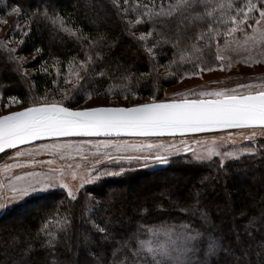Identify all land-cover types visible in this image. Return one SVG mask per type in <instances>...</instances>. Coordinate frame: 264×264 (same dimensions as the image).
<instances>
[{"label":"trees","instance_id":"1","mask_svg":"<svg viewBox=\"0 0 264 264\" xmlns=\"http://www.w3.org/2000/svg\"><path fill=\"white\" fill-rule=\"evenodd\" d=\"M119 3L121 8H128L127 13L119 11L113 0H0V16L9 14L14 5H19L23 12L22 16L19 15L20 21L25 26L30 25V30L26 27L23 30L27 35L17 38L23 43H19L15 53H8L0 41V96L4 102L9 96H15L21 104L29 107L36 97L47 94L50 101L53 97L60 101L61 92H67L70 98L63 100L65 106L82 107L88 98L74 87L76 80L70 75L72 69L68 62L84 60L87 54L95 56L96 51L104 54L103 62L97 60V70L103 67L106 76L94 77L91 81L85 76V80L80 82L81 85L86 84L88 90H94L91 97L125 99L127 95L128 100L140 101L152 100L155 96L160 101L163 92L178 83L183 73L194 71L191 63L179 60V54L192 42L190 37L194 38L196 27L187 26V19L181 23V18L177 16H158L136 25L133 30L137 37L141 32L151 30L153 34L148 43L160 41L153 49L154 57L150 59L140 42L126 31V20H135L142 8L137 7V0H128V4L119 0ZM152 3L153 0H139L141 6H151ZM155 3L157 6L163 3L167 7L169 0H155ZM38 9L41 12L47 9L49 17L56 14L63 17L69 28L79 30L78 35L99 40V47L90 49L88 40L61 30L58 21L53 23L51 19L34 15ZM196 10L202 11V6L197 5ZM201 27L206 28V24ZM178 30L179 43L176 47L171 42H164L165 39L174 42ZM237 35L240 36L239 33ZM220 39L222 43L223 38ZM37 48L42 52H37ZM204 51L205 59L211 63L213 57L207 55V49ZM10 55L31 58L24 63V67L33 74H27L25 78L15 71L14 62L8 60ZM173 59L176 63L171 71L176 75L165 78L161 70L168 69L163 65ZM156 63L162 66L153 71ZM41 68H46L47 72ZM81 75L84 73L81 72ZM125 76L128 79H124ZM66 79L70 82L65 83ZM109 88H112V94H95L96 91L105 93ZM252 148L254 154L238 159L227 158L223 170L219 167V157H214L211 162H198L192 153L185 152L171 155L169 163L153 169L136 163V159H127L125 163L105 165L103 170L109 172L119 173L121 168L125 171L103 176L98 182L87 185L79 191L76 200L68 198L64 189L29 197L0 217V238H3L2 241L0 239V264H52L53 260L62 264H113L114 259L122 260L125 255L131 260L132 254L127 248L117 252L115 257L112 250L120 247L117 241L122 242L135 231L137 223L169 226L182 222L201 231H211L225 242L230 252H221L218 258H213L214 262L218 259L219 264H264V140ZM122 186L130 187L128 191L132 194L137 193L134 202H129L128 197L117 190ZM160 188H167L166 192L172 194L173 201L177 200L176 194H180L184 202L195 189H201L200 204L190 213H182L157 194ZM91 197L99 202L96 206L97 222L111 220L113 226L109 231L115 240H98L99 234L83 222V207ZM160 203L164 205V211L156 208ZM142 208H147L149 214L142 215ZM220 208H224L225 213H220ZM201 210L207 213V221L201 220ZM56 213L61 217L66 215L70 224L65 232L57 233L60 242L50 252L41 248L45 237L37 233L45 219ZM253 217L254 226L245 231V226ZM17 218H22V221L14 222ZM14 229H23V235L19 234L17 240L10 241L9 234ZM85 233L92 241L91 252L95 256L89 254ZM140 239H145V236L141 235ZM29 242L32 244L31 251H27ZM130 243L135 247L134 239ZM203 258L201 254L200 259Z\"/></svg>","mask_w":264,"mask_h":264},{"label":"snow or ice","instance_id":"2","mask_svg":"<svg viewBox=\"0 0 264 264\" xmlns=\"http://www.w3.org/2000/svg\"><path fill=\"white\" fill-rule=\"evenodd\" d=\"M113 3L119 11L128 12V8H121L119 0H113ZM124 4H128V0H124ZM197 5L202 6V11L196 10ZM137 7L142 8V11L136 14L135 20H126V31L140 42L141 47L149 55L150 59L154 57L153 49L160 41H156L153 44L148 43L149 38L153 34L151 30L141 32L137 37L133 30L136 25L144 23L145 20L151 21L158 16H177L181 18V23H183L184 19H187L189 21L187 26L197 28L194 38L190 37L192 42L186 49H182L179 54V60L191 63L194 71L183 73L180 77L181 79L184 76L199 75L205 71L212 72L215 67H219L221 70L230 69L232 63L235 62L231 54L242 44L246 48L249 46L255 47L257 44L264 48V0H239V2L237 0H174V2L169 0L167 7L163 3L157 6L155 0H153L151 6H141L139 5V0H137ZM11 10L20 16L23 15L19 5H14ZM35 14L41 15L44 19H51L53 23L58 21L61 30L69 35L88 40L90 49L99 47V40H92L82 34L78 35L79 30L69 28L65 24L63 17L58 14L49 17L47 9L42 12L38 9ZM204 24H206V28L201 27ZM25 27L30 30V25ZM14 28H19L18 22L14 25ZM238 33L240 36L237 35ZM24 34L27 35V32ZM221 37L223 38L222 43ZM164 42H171L173 47H176L179 43V30L177 39L174 42L167 39ZM18 43H23V41H18ZM111 46L108 45V47ZM205 49H207V55L213 57L211 63L205 59ZM5 50L10 54L16 52L15 48ZM36 51L42 52V49L37 48ZM104 59V54L96 51L95 56L87 54L84 60L76 61L74 59L68 62L69 68L72 69L70 75L74 76L76 80L74 87L83 92L88 99H91L94 90H88L86 84L81 85L80 82L85 80V76L88 77V81H91L94 77H105L106 69L101 67L97 70V60L103 62ZM8 60L14 62L15 71L22 73L25 78L27 77L28 69L24 67L26 57L10 55ZM226 60L228 61L227 64L224 63ZM244 62L260 63L261 61H253L249 57ZM175 63L176 60L173 59L163 65V67L168 69L165 78L176 75L175 72L171 71V67ZM161 66L158 63L154 64L153 71H158ZM53 67H55V64ZM41 70L47 72L46 68H41ZM81 72L84 75H81ZM57 73L59 74L58 68ZM124 79H128V77L125 76ZM64 82L69 83L70 81L66 79ZM53 83H56V81H53ZM238 89H244L245 91H238ZM112 91V88H109L105 93L96 91L95 94H112ZM133 95L136 94L133 93ZM174 96L179 98L158 101L153 96L151 102L131 107L94 106L86 108L65 106L63 100L70 98L67 92H61L62 99L60 101L55 100L54 97L50 101L47 94L39 96L35 98L29 107L9 112L6 115H0V152H4L6 149H17L19 145L41 138H59L73 135L91 136L110 135L113 133L117 135L120 133L140 135L186 134L227 128L249 129L250 133L245 136V139L248 140L257 135V129H259L260 134H264V87L253 90V86L248 84L238 85L237 88H221L212 91L195 92L189 89L175 93ZM191 96L196 98H189ZM125 99H127V95H125ZM8 101L7 107L21 103L15 96H9ZM195 143L201 147L192 149L185 145L184 151H191L193 158L198 162H211L214 157H219L221 170L224 169V161L227 158H239L236 152H221L215 138L210 141L196 140ZM107 146L105 145V147ZM96 147L99 150L100 146ZM139 147H146L149 150L156 148L157 151L155 154L150 152L148 155L124 158L143 160L144 166H148L149 161L153 164L169 163V156L172 155L170 149L175 146L148 144ZM161 149L163 153L160 151ZM73 151L82 153L83 149L80 146L67 143H52L41 145L37 149V153H25L17 150L15 156H32L46 152L53 156L59 154L61 158H64L65 155ZM240 151L245 154H254L252 148H245ZM105 155L108 159H112L111 155L107 153ZM84 159H87V157H84ZM31 162L34 164L47 163L49 165L54 163L53 160L47 162L32 160ZM99 163L100 160L97 159L95 164ZM14 166L20 167L18 163ZM10 167H13V165H5V169ZM68 167L71 168L72 165H68ZM124 171L125 169L123 168L120 169L119 173L107 170L100 171L96 167L85 169L82 175H78L73 171L71 172L72 178L79 180L76 190H73L63 179L64 169L50 168L49 172L43 174L27 173V176L34 179L23 183L19 182L23 181L24 178L16 176L14 181L10 179L7 183V188L11 195L4 196L0 193V213L9 211L14 204L35 193H50L55 188L64 189L68 198L76 200L77 191L83 188L84 185L96 183L103 176L118 175ZM4 187L5 184L0 182V190ZM201 194V189H195L186 198V202L183 201L180 194H176V201H173L170 193L162 192L161 196L180 212L190 213L191 210L196 209L200 204ZM98 203L95 197L88 199L83 207L81 218L85 224L91 226L95 233L99 234L98 240L110 242L115 240V236L109 231L113 224L111 220L107 219L97 222L98 212L96 206ZM156 208L164 211L162 203L157 204ZM140 213L148 215L149 211L147 208H142ZM200 218L203 221H207V213L201 210ZM69 224L70 220L66 215L61 217L59 213H56L47 217L37 233V235L42 233L45 237L41 242V248L48 249L50 252L54 251L56 245L60 242L57 233L65 232ZM254 224L255 217L248 221L245 231H248ZM50 225H54V227H50ZM20 231H23V229H20ZM161 232L167 238L164 241L156 239ZM248 234L251 235L250 232ZM141 235H144L145 239H140ZM17 239L18 236H13V240ZM84 239L88 244L89 254L95 256V253L91 252L92 241L86 233L84 234ZM133 239L136 241L135 247L130 243ZM237 239L239 240V233H237ZM117 243L120 247L113 248V257H115L117 252L127 248L132 254V259L129 260L128 256L125 255L122 260L115 261L114 259L113 264H219V260L217 259L214 262L213 258H218L221 252H230L219 236L208 230L201 231L200 228H194L186 222L169 226L137 223L135 231L131 232L127 239H123L122 242L117 241ZM31 250L32 244L29 242L27 251ZM201 254H203V259H200ZM245 255H247L246 252ZM52 264H62V262L53 260Z\"/></svg>","mask_w":264,"mask_h":264},{"label":"rangeland","instance_id":"3","mask_svg":"<svg viewBox=\"0 0 264 264\" xmlns=\"http://www.w3.org/2000/svg\"><path fill=\"white\" fill-rule=\"evenodd\" d=\"M19 14L15 12H10L5 16H0V41L3 43L6 49L15 48L17 50L19 43L17 38H21L24 36L25 32V24L24 22L20 21ZM6 21V23H4ZM19 23V28H14V25ZM250 30V29H249ZM242 39V38H241ZM7 42V43H5ZM233 62L230 69L221 70L219 67H215V70L212 72H202L199 75H191V76H184L178 83L174 84L170 88L166 89L163 92L162 98L160 101H168L171 99H178L179 97L174 96L175 93L184 92L186 90L192 89L195 92L200 91H212V90H219L221 88H237L238 85H248L251 84L253 86V90L264 87V48L261 45L257 44L255 47H245L243 44L232 54ZM251 57L253 61L260 60V63H245V59ZM31 58H26L24 63H28L31 61ZM225 64L228 61H224ZM167 70H161L163 75H167ZM27 74L32 75V71H28ZM238 91H245L244 89H238ZM189 98H196L191 96ZM151 102L149 99H143L138 101H132L123 98L117 97H110V98H98V97H91V99H87L84 105L80 108L86 107H94V106H134L141 103ZM9 101L7 100L4 102L2 97L0 96V115H6L12 111H19L27 106L17 103L12 104L11 107H7ZM250 133L249 129L244 130H234L229 132H220V133H211V134H202V135H192V136H182V137H171V138H146V139H135V138H127V139H113V140H106V139H93V138H72V139H64V140H57V141H49V142H42L33 144L24 148H20L18 150L23 151L25 153H37V149L41 145L44 144H52V143H67L74 146H80L83 151L82 153H77L75 151L71 152L68 155H65L64 158H61L59 154L53 156L50 153H38L35 155H24L21 157H16L15 153L17 150L8 151L6 154L0 155V182L5 184V187L0 190L4 196L11 195L8 191L7 183L11 179L14 181L16 176L23 177V181L19 183H23L29 180L34 179L33 177H29L27 173H47L49 172L50 168H57V169H64V177L63 179L73 188L76 190L77 185L79 184L78 179H73L71 172L75 171L78 175H82L85 172V169H90L92 167H96L100 171H104L105 165L117 164L119 162L123 163L126 162L127 159H123L124 157H137L140 155H148L150 152L155 154L157 151L156 148L151 150L147 149L146 147L140 148L141 145H174L175 147L170 149L172 155L180 154L181 152H185L186 154L192 153L191 151H184L185 145L192 149H198L201 146H198L195 141H210L212 139L217 140V144L219 145V150L221 152H236L238 153L239 157L246 155L242 153L240 150L245 148H252L256 146L259 142L264 140V134L259 133V129H257V135L254 136L251 140L245 139ZM234 141V142H233ZM105 145H108L105 147ZM96 146H100L99 150H97ZM253 149V148H252ZM163 153V150H160ZM254 151V149H253ZM111 155L112 159L116 158L115 160L108 159L105 154ZM184 153V154H185ZM166 154V153H164ZM171 156V155H170ZM169 156V157H170ZM87 157V159H84ZM99 159L100 163L95 164V161ZM232 159V158H230ZM32 160L47 162L53 160L54 163L51 165L47 163H32ZM195 160V159H194ZM124 162V163H125ZM136 163L144 164L143 160H135ZM19 164L20 167H15L14 165ZM5 165H13V167L5 169ZM68 165H72L71 168ZM165 164H153L149 161L148 166H144L145 168H156L158 166H164ZM79 166V167H78ZM95 174V173H93ZM112 176V175H110ZM114 176V175H113ZM173 175H171L172 177ZM151 181V180H150ZM149 181V182H150ZM93 184V183H92ZM91 184H86L84 187ZM139 186V185H138ZM83 187V188H84ZM83 188H80L79 191ZM128 186H122L121 188L117 189L122 191L124 196L128 197L129 202L131 200L134 202V196L137 193L129 192ZM61 189V188H55ZM52 189L51 191H53ZM167 188H160L158 193L161 196L162 192H166ZM39 192L35 193L34 195H38ZM29 196V197H32ZM29 197L25 198L28 199ZM24 199V200H25ZM23 200V201H24ZM21 202H18L12 206L11 209L14 208L15 205H18ZM10 209V210H11ZM9 210V211H10ZM220 213L224 212V208H220ZM1 214V213H0ZM22 218H17L14 222L20 223ZM209 222V221H208ZM22 236L20 229H14L9 234L10 241H13V236ZM25 238V235L23 236ZM1 241L3 238H0ZM160 241H164L167 238L164 237L163 233L161 232L159 236L156 238ZM263 249V248H262ZM100 264V263H96Z\"/></svg>","mask_w":264,"mask_h":264},{"label":"water","instance_id":"4","mask_svg":"<svg viewBox=\"0 0 264 264\" xmlns=\"http://www.w3.org/2000/svg\"><path fill=\"white\" fill-rule=\"evenodd\" d=\"M116 107V106H113ZM120 107H125V106H120ZM131 107V106H128ZM234 130H244L240 128H227V129H213V130H208L200 133H186V134H181V133H175V134H168L164 133L162 135L159 134H152V135H140V134H131V133H120L119 135L117 134H110V135H73V136H67V137H59V138H41L36 141H31L28 143H25L23 145H19L17 149H6L4 152H0V155L8 152V151H13V150H18L20 148H24L33 144L37 143H42V142H49V141H57V140H64V139H72V138H93V139H106V140H113V139H127V138H135V139H146V138H171V137H182V136H192V135H204V134H211V133H220V132H229V131H234ZM5 212L0 214V217L3 216Z\"/></svg>","mask_w":264,"mask_h":264}]
</instances>
